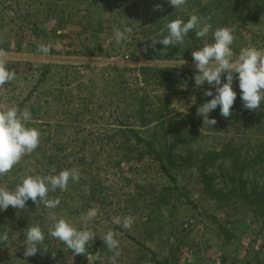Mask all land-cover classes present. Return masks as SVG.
<instances>
[{
  "label": "rangeland",
  "instance_id": "rangeland-1",
  "mask_svg": "<svg viewBox=\"0 0 264 264\" xmlns=\"http://www.w3.org/2000/svg\"><path fill=\"white\" fill-rule=\"evenodd\" d=\"M157 1L0 0V48L7 53V67L16 73L0 87V109L15 105L29 110L32 119L27 126L41 133L39 146L0 177V186L14 190L26 175H41L50 152L59 154L62 169H76L83 177L78 182L70 179L66 191L49 192L60 204L48 210L40 203L38 211H31L28 226L20 227L2 246L0 264H111L113 252L102 239L110 229L119 241L116 264H223L224 254L225 264H255L254 254L263 243L262 226L247 203L216 202L203 191L196 168L172 167L165 161L182 188L168 190L175 184L146 147L126 150L123 133H117L118 118L125 120L134 108L126 88L132 92L142 86L136 82L141 67L196 70L194 61L156 57L154 40L144 32L153 28L147 22L148 8ZM261 22L242 30L245 40L239 52L250 46L264 49V18ZM126 26L132 31L117 44L114 28L123 31ZM39 43L51 45L49 54L38 51ZM182 80L185 83L169 104L173 113H190L194 104V75ZM157 94L165 93L150 89L152 98ZM194 117L208 147L228 137H264V116L254 118L248 128L241 123L229 127L219 113H209L217 121L212 127L203 124L202 116ZM46 137L51 142L46 144ZM53 141L63 142L59 150L49 149ZM93 207L97 216L83 220ZM49 211L78 230L95 233L84 255L50 236ZM15 213L9 206L0 211V219L15 218L9 224L15 226L22 216ZM126 216L134 218L131 228L113 223V218ZM35 224L42 228L48 247L43 260L24 256L27 228Z\"/></svg>",
  "mask_w": 264,
  "mask_h": 264
},
{
  "label": "trees",
  "instance_id": "trees-1",
  "mask_svg": "<svg viewBox=\"0 0 264 264\" xmlns=\"http://www.w3.org/2000/svg\"><path fill=\"white\" fill-rule=\"evenodd\" d=\"M94 3L95 0H92L91 4ZM148 11L147 22L153 28L144 32V35L148 38L152 37L153 40L160 39L161 33L167 34V23L178 17L187 22L191 14H196L202 20L212 24V30L206 37L197 38L195 30H192L184 37L182 45L164 48V45L158 41L153 45L157 51L156 57L193 61L192 52L202 47L205 42H213L212 33L216 28L225 25L235 27V39L231 48L233 53H238L245 40L242 30L247 28L248 24L260 25L262 23L264 0H187L186 4L180 8H174L168 3V0H158L153 7L148 8ZM239 44L240 46H238ZM140 72V77L136 82L142 86L132 92L130 88H126L129 93L128 101L134 104L132 113L126 114L125 120L121 117L118 118V123L121 126L117 128V133H123L124 142L128 144V146L125 145L126 150L143 144L147 152L156 162L160 163L175 184L173 187L168 186V190L178 191L181 187L177 185V178L168 170L165 161L172 167L196 168L201 178L200 183L203 191L216 202L228 204L232 201H243L247 203L254 215L261 220L263 243L260 246V251L255 252L254 260L255 264H264V137L248 141L242 140L240 136L237 140L228 137L223 140L219 139L212 147H208L203 143V140L206 141V136L203 135L194 116H199L197 115L198 107L212 98L205 96V91L211 88L215 95V88L210 85H203L192 91L189 88L195 98L190 113H173L170 112L169 106L173 95L179 94L182 83H185L182 79L187 76L193 77L196 70L143 66L140 68ZM233 75V89L237 96L231 109V115L227 118L224 117V121L231 128L241 127V124L248 128L254 118L264 116V101H262L260 109H246L243 106L239 81L236 78L238 74L234 73ZM224 81H226V74H222V83ZM151 88L163 90L165 94H157L152 98ZM155 103L158 105L155 106ZM211 112L220 114L219 106ZM145 138H149L150 141H146ZM50 140L51 138L46 137V144L51 142ZM134 140L135 143L132 144L131 141ZM62 143V141H58L57 144L53 141L49 149L54 150L58 146L59 150ZM177 149L183 150V154H178ZM48 159L49 165L41 174L42 176L58 174L63 170L59 154L50 152ZM209 170L212 171L209 172ZM81 179L83 177L80 175L79 180L81 181ZM217 180H222V184L217 183ZM186 192H182V194L187 195L188 191ZM35 205L29 199L25 209L14 208L15 214L22 213L19 219L16 218L15 226L9 225L15 218L0 219V235L7 231L9 241L20 227L28 226L27 220L30 217V212L38 211L40 207V204H38V208ZM7 242H0V250ZM44 254L43 250H39L33 257L43 260ZM227 259V254H224L221 259L222 263L225 264Z\"/></svg>",
  "mask_w": 264,
  "mask_h": 264
},
{
  "label": "clouds",
  "instance_id": "clouds-1",
  "mask_svg": "<svg viewBox=\"0 0 264 264\" xmlns=\"http://www.w3.org/2000/svg\"><path fill=\"white\" fill-rule=\"evenodd\" d=\"M187 0H168L174 8L185 5ZM159 7V6H157ZM167 34L161 33L158 41L164 48L173 45H182L184 37L192 30H195L197 38H203L212 30V24L202 20L196 14H191L187 22L181 18L170 20L167 25ZM130 27H124L123 31L116 27L114 34L116 43L126 39L125 33H130ZM234 26H221L212 33L213 42H205L202 47L192 52L196 73L194 75L195 85L203 86L205 82L215 88V95L209 88L205 91V96L212 97L197 109V115L203 117V124L213 126L217 123L215 118H209V113L220 108V115L227 118L231 115V109L236 99L237 93L233 89L234 73L238 74L239 88L243 106L248 110L260 109L264 101V49L256 47H246L241 49L238 56H234L231 45L234 42ZM38 51L47 55L51 51V45L38 44ZM7 53L0 48V87L16 77L14 70L7 67ZM185 61L178 65H183ZM222 74H226V81L222 83ZM32 116L29 110L19 109L12 105L6 109H0V177L4 176L18 164L21 159L31 154L40 143V131L35 127H28ZM53 171H55L53 169ZM78 182L80 174L76 169H63L58 174L49 175H26L22 178L14 190H8L0 186V211L7 210L9 206L15 209H25L26 202L31 199L37 206L43 203L48 210L55 209L59 204V198H50L49 192L59 188L66 191L69 180ZM98 214V209L90 208L84 217L85 221H90ZM52 224L48 228L51 237L58 239L76 255L85 253L86 246L96 237L90 229L78 230L66 218L57 219L53 212L49 211ZM113 223L124 228H131L134 223L132 216L113 218ZM115 233L110 229L102 237L109 251L113 252L110 257L111 264H116V257L120 255L119 241L115 238ZM8 232L0 235V242H7ZM45 236L39 224L27 228L26 245L24 256H34L39 250L48 251L44 244ZM55 256V253H53ZM97 258L99 253H97Z\"/></svg>",
  "mask_w": 264,
  "mask_h": 264
}]
</instances>
